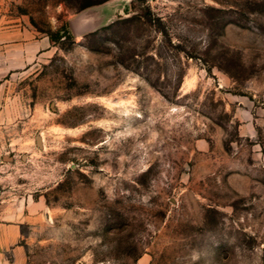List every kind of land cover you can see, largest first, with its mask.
Returning a JSON list of instances; mask_svg holds the SVG:
<instances>
[{
  "label": "rangeland",
  "instance_id": "374dc122",
  "mask_svg": "<svg viewBox=\"0 0 264 264\" xmlns=\"http://www.w3.org/2000/svg\"><path fill=\"white\" fill-rule=\"evenodd\" d=\"M3 210L26 264H264V0H0Z\"/></svg>",
  "mask_w": 264,
  "mask_h": 264
},
{
  "label": "crops",
  "instance_id": "0c3cea01",
  "mask_svg": "<svg viewBox=\"0 0 264 264\" xmlns=\"http://www.w3.org/2000/svg\"><path fill=\"white\" fill-rule=\"evenodd\" d=\"M103 5H101L100 14H93L85 10L70 18L69 23L73 31L84 32L92 26L94 21L98 22L104 18H109L112 14V4L107 5L108 12L103 11ZM16 217H11V211L8 210L0 212V264L27 263V232L25 229L23 232V227L28 216L21 212Z\"/></svg>",
  "mask_w": 264,
  "mask_h": 264
}]
</instances>
